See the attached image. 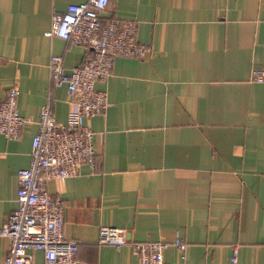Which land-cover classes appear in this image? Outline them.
<instances>
[{
  "label": "crops",
  "instance_id": "1",
  "mask_svg": "<svg viewBox=\"0 0 264 264\" xmlns=\"http://www.w3.org/2000/svg\"><path fill=\"white\" fill-rule=\"evenodd\" d=\"M84 0H0V99L16 88L25 123L0 135V225L15 207V172L27 165L35 121L48 91L46 63L68 69L84 48L44 36L50 18ZM137 22L143 58L116 56L96 80L107 107L87 121L93 167L81 165L46 193L62 205V234L77 242L75 264H135L127 246L96 243L100 226L135 242L167 243L170 264H264V0H110L100 14ZM63 122L65 87L52 90ZM183 240L179 250L171 244ZM8 240L0 236V262ZM29 264L42 253L27 249Z\"/></svg>",
  "mask_w": 264,
  "mask_h": 264
},
{
  "label": "built area",
  "instance_id": "2",
  "mask_svg": "<svg viewBox=\"0 0 264 264\" xmlns=\"http://www.w3.org/2000/svg\"><path fill=\"white\" fill-rule=\"evenodd\" d=\"M110 0H84L66 5L63 12L50 18L44 36H55L84 48L80 62L68 69L61 57L50 54L46 63L48 91L35 121L27 165L15 172V207L0 225V236L8 240V251L0 264H29L27 249L42 253L43 264H75L77 242L62 234V205L45 191L50 179L59 181L75 175L81 165L93 167L92 132L88 119L102 114L107 107L103 90L93 89L96 80H104L116 56L143 58L148 47L136 40L137 22L100 14ZM249 81L264 83V69H252ZM64 86L70 109L63 122L51 110L52 90ZM16 88H8L0 99V135L19 138L20 128L30 119L16 109ZM96 243L115 248L127 246L135 264H170L163 259L167 243L162 240L135 242L118 227L100 226ZM171 244L183 250L185 244L174 237ZM237 264V246L228 256Z\"/></svg>",
  "mask_w": 264,
  "mask_h": 264
}]
</instances>
